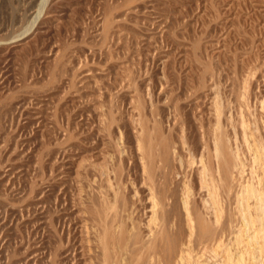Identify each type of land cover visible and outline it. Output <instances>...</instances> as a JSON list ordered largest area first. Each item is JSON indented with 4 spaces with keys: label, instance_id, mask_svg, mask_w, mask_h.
<instances>
[{
    "label": "rangeland",
    "instance_id": "rangeland-1",
    "mask_svg": "<svg viewBox=\"0 0 264 264\" xmlns=\"http://www.w3.org/2000/svg\"><path fill=\"white\" fill-rule=\"evenodd\" d=\"M41 1L0 0V264H98L102 201L118 193L124 236L146 234L150 146L199 206L218 123L243 149L241 120H264V0ZM171 242L166 228L155 250ZM205 246L191 256L214 264ZM140 252L125 257L145 264Z\"/></svg>",
    "mask_w": 264,
    "mask_h": 264
},
{
    "label": "bare ground",
    "instance_id": "bare-ground-1",
    "mask_svg": "<svg viewBox=\"0 0 264 264\" xmlns=\"http://www.w3.org/2000/svg\"><path fill=\"white\" fill-rule=\"evenodd\" d=\"M103 21H105V19ZM24 33L26 32L24 31ZM23 38L24 36L21 38L19 37V39H15V41H21ZM11 41L13 42V40H10V42ZM5 43L3 42V44ZM212 91L214 92V90H211V92ZM238 91L240 90L238 89ZM261 107L263 109L262 112H264V102H260V108ZM220 110L222 111V109ZM246 111L249 112L248 109ZM220 116L219 118H221ZM242 118L241 116V119ZM134 119L135 118H133V120ZM218 124L217 136L214 142L216 168L213 171L207 163L201 165L199 188L205 192L201 204L199 206L195 204L189 188H186L184 192L176 193L171 187H168V181L172 184V172L168 165L166 151L164 158H156L151 154L152 148L150 146L148 157L145 158L146 161L143 163V169L148 173H146L150 195V199L148 197V200H151L152 204V207L150 205L151 215L149 221H147L149 224L148 228H146V234L143 238H139L137 233H134V230L130 227V231H127L128 237L126 238L124 236L126 230L123 223V212L125 211L126 205L122 202L120 211L118 210L119 207L116 203L118 193L114 194L115 199L113 198V203L102 201V205L98 209H95L99 227L102 232V238L100 237V240L102 239L103 249L98 264H131V260H127L125 257L129 245L136 246V248L141 251V254L145 250L148 252L145 264H208L207 262L192 258L191 245L193 242L206 244L205 247L210 249L209 252L212 254V257L215 258L214 264H264V120L261 123L254 122L253 125L248 121L246 123L243 119L241 120L239 136L243 149H239L238 147L233 148L228 143L224 144L223 132L220 129L221 127H219L221 126L220 122ZM214 128L216 129V127ZM141 130L142 128L140 131ZM150 134L151 132H149V136ZM234 136L236 137V135ZM149 138L150 137H148V140ZM147 144H149V142ZM114 146L116 145L114 144ZM117 150L121 151V148ZM120 151L118 153H120ZM243 153L248 154V161L243 158ZM187 154L190 155L191 152ZM191 157L189 159H191ZM104 159L105 158L102 159V162ZM178 161L179 159L177 163ZM102 162L101 166L103 165ZM95 166L98 170V165H96V163ZM102 167L106 168V166ZM94 168L93 165V169ZM100 169L101 168H99V170ZM102 169L100 171H102ZM156 172L160 174L163 179H161L162 182L160 184L158 180H156ZM101 176L104 177V174ZM107 181L109 183L108 179L106 181L104 180V184H106ZM109 187L111 186L109 185ZM115 188L118 189V185ZM100 194H103L102 191ZM100 199L102 200V198ZM80 203L81 201H79V204ZM82 205L80 204L79 206L81 207ZM82 223L84 224L85 222ZM86 228L84 230H87ZM166 228L172 233V242L168 245L167 252L164 254V257H162L155 248L157 241L161 239ZM83 234H85L84 231ZM86 236L89 238L87 233ZM138 258H141V255ZM88 263L91 262L89 261Z\"/></svg>",
    "mask_w": 264,
    "mask_h": 264
}]
</instances>
